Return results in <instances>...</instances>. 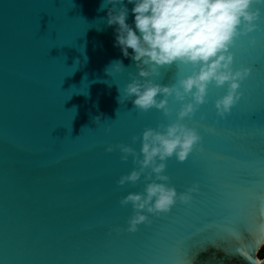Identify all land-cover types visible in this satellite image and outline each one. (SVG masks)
<instances>
[{
    "label": "water",
    "instance_id": "95a60500",
    "mask_svg": "<svg viewBox=\"0 0 264 264\" xmlns=\"http://www.w3.org/2000/svg\"><path fill=\"white\" fill-rule=\"evenodd\" d=\"M103 2L0 0V264H187L190 257L193 264H264L256 233L236 252L222 241L226 220L250 205L264 207V4L257 5L259 30L230 49L234 68L252 70L241 99L221 118L215 101L227 85H210L208 102L183 121L202 136L203 151L167 161L169 186L179 194L195 183L199 192L167 214L145 213L152 223L132 233V206L120 200L146 182L142 176L118 185L136 166L118 148L106 149L123 143L139 152L140 140L131 137L175 121L180 104L169 100L166 116L119 103L138 70L132 49L125 58L114 46L112 5L101 11ZM124 4L135 29L134 5ZM116 60L124 71L107 75ZM160 71L157 83L175 82V65Z\"/></svg>",
    "mask_w": 264,
    "mask_h": 264
},
{
    "label": "clouds",
    "instance_id": "9594fccd",
    "mask_svg": "<svg viewBox=\"0 0 264 264\" xmlns=\"http://www.w3.org/2000/svg\"><path fill=\"white\" fill-rule=\"evenodd\" d=\"M127 3L134 5L131 12L135 29L126 22L129 9L124 0H104L99 9L112 5L108 8L107 24L116 26L114 46L120 47L125 58L132 49L130 58L138 70L136 74L129 73L130 82L122 92L120 89L119 103L130 101L139 112L156 109L166 116L172 112L169 100L180 104L175 121L158 124L156 128L146 127L142 136L131 137L132 143L140 140L139 152L123 143L106 149L113 152L118 148L121 160L126 162L131 156L136 166L120 177L118 185H136L142 176L146 182L142 192H130L120 200L122 206H132L127 231L135 233L139 225L152 223L145 213L156 217L167 214L177 200L189 204L192 194L199 192L195 183L179 194L174 186H169L170 178L165 174L167 161L175 156L177 161L185 162L194 149L203 151L202 136L183 121L192 119L200 106L208 102L210 85L217 88L227 85L226 94L215 101L221 118L230 114L241 99V82L252 70L234 68V53L230 49L238 38L259 30L262 12L257 5L264 4V0H127ZM248 43L254 47L257 41L253 37ZM173 65L178 69L175 82L157 83L154 78L160 77V70ZM182 69L190 74L182 75ZM123 71L120 60L105 69L109 76ZM93 119L96 124L100 122V116Z\"/></svg>",
    "mask_w": 264,
    "mask_h": 264
},
{
    "label": "snow or ice",
    "instance_id": "6c2138e0",
    "mask_svg": "<svg viewBox=\"0 0 264 264\" xmlns=\"http://www.w3.org/2000/svg\"><path fill=\"white\" fill-rule=\"evenodd\" d=\"M222 232V241L231 245L230 249L235 252L241 247L239 241L245 237H251L253 233L264 241V207L253 204L242 209L225 221ZM193 258L190 257L187 264H193Z\"/></svg>",
    "mask_w": 264,
    "mask_h": 264
},
{
    "label": "trees",
    "instance_id": "16d2710c",
    "mask_svg": "<svg viewBox=\"0 0 264 264\" xmlns=\"http://www.w3.org/2000/svg\"><path fill=\"white\" fill-rule=\"evenodd\" d=\"M259 255H260L259 258H263L264 257V247L261 249Z\"/></svg>",
    "mask_w": 264,
    "mask_h": 264
},
{
    "label": "rangeland",
    "instance_id": "374dc122",
    "mask_svg": "<svg viewBox=\"0 0 264 264\" xmlns=\"http://www.w3.org/2000/svg\"><path fill=\"white\" fill-rule=\"evenodd\" d=\"M260 253V252H259ZM258 256H260V255H258Z\"/></svg>",
    "mask_w": 264,
    "mask_h": 264
}]
</instances>
